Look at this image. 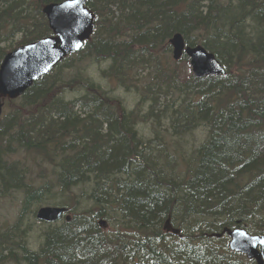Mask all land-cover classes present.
Here are the masks:
<instances>
[{
  "label": "trees",
  "instance_id": "1",
  "mask_svg": "<svg viewBox=\"0 0 264 264\" xmlns=\"http://www.w3.org/2000/svg\"><path fill=\"white\" fill-rule=\"evenodd\" d=\"M61 1L0 0V63L52 35L42 7ZM86 6L95 30L80 52L20 98L3 101L0 194L19 190L24 199L16 223L0 226V264H254L231 252L227 238L209 236L223 228L264 235V0H86ZM177 33L186 46L213 53L225 74L180 75L177 63L190 60L184 54L169 60L168 41ZM84 62H106L101 76L134 91V108L71 72ZM67 91L79 96L66 100ZM151 118L166 126L156 135L204 131L183 177L173 175L178 155L168 144L138 133ZM28 160L45 179L51 175L43 185L28 181ZM49 187L83 188L82 197L89 187L94 206L83 213L67 208L69 221L49 226L32 251L18 230ZM113 208L121 228L107 231L99 222ZM167 219L180 235L164 230Z\"/></svg>",
  "mask_w": 264,
  "mask_h": 264
},
{
  "label": "water",
  "instance_id": "2",
  "mask_svg": "<svg viewBox=\"0 0 264 264\" xmlns=\"http://www.w3.org/2000/svg\"><path fill=\"white\" fill-rule=\"evenodd\" d=\"M48 27L53 36L27 44L8 53L0 65V117L2 100H15L21 97L35 81L50 73L64 58L78 52L83 43L94 31L95 15L85 6V0H66L52 3L42 8ZM172 58L178 61L184 53L190 59L193 75L200 79L209 76H223L224 70L212 53L202 46L186 47L180 34L169 40ZM61 209L41 208L36 214L38 220H59ZM68 219V218H67ZM100 225H104L102 222ZM164 229L174 235L179 230L173 229L170 219ZM229 238V249L245 255L256 264H264V236L249 235L243 229H223L210 237Z\"/></svg>",
  "mask_w": 264,
  "mask_h": 264
},
{
  "label": "rangeland",
  "instance_id": "3",
  "mask_svg": "<svg viewBox=\"0 0 264 264\" xmlns=\"http://www.w3.org/2000/svg\"><path fill=\"white\" fill-rule=\"evenodd\" d=\"M7 44L4 43L2 45ZM169 60H172L171 53L169 54ZM107 67L108 64L106 62H102L99 65L92 62H84L78 69L73 68V71L71 72L77 74V77L83 76L90 78L94 83L99 84L107 92V94L121 101L128 111L132 110L138 101V96L134 91L127 92L126 90L119 88L115 83H110L108 80L104 79L100 72L101 70H105ZM176 68L183 77L192 74L190 64L187 65L186 63H177ZM78 96V93L70 91H67L64 94V98L66 100H72ZM146 109L147 108L143 109V114L145 116L148 114V109ZM161 122L165 123L164 120ZM164 126L165 125H159L155 119L151 118L139 123L137 129L142 139H154L155 141L157 140L159 144L166 143L168 144L167 151L169 154L175 155L176 153L178 155V160L176 159L177 164L175 163L176 165L174 164L173 166V175L175 178H181L186 174L189 168L186 161L188 162V158L190 159L193 155V150L204 140L205 133L201 128H196L192 132L184 134V136L180 139L175 136L170 137L168 133H163V135H156L153 133V131L157 129L162 131ZM174 141L176 142V145ZM18 158L22 159V155L18 156ZM18 158L14 157L13 159ZM27 164L29 166L31 178H28V181H31L33 186H41L45 181L50 179V174H48L45 179L43 173H40V170L36 168L30 160L27 161ZM79 189L80 188L74 187L71 191L62 193L56 187H49V193L34 200L29 209H27L25 215H23L25 217L23 221L21 220L20 229L18 230V233L22 237V242L26 247L32 251H36L38 246L42 243L43 231H46L49 226H55L64 219L63 217L60 221L52 224H45L37 221L35 214L41 207H66L68 209H73L75 213H83L93 208L94 201L90 198L91 194L88 190L89 187H86V193L83 197L80 196V193L83 194V188ZM23 199L24 195L19 190H12L4 195L0 194V226L10 227L16 223L20 214ZM108 211L109 220H100L105 222L106 230L113 231L116 228H121L122 220H120L117 216L115 208H113V210L108 209ZM72 215L73 213L71 212H67V214H65V216L70 217ZM106 221L108 223H106Z\"/></svg>",
  "mask_w": 264,
  "mask_h": 264
},
{
  "label": "bare ground",
  "instance_id": "4",
  "mask_svg": "<svg viewBox=\"0 0 264 264\" xmlns=\"http://www.w3.org/2000/svg\"><path fill=\"white\" fill-rule=\"evenodd\" d=\"M61 2H62V1H61ZM55 3H59V2H55ZM49 4H52V3H49ZM47 5H48V4H47ZM85 5H86V0H85ZM45 6H46V5H45ZM180 35H181V34H180ZM181 36H182V35H181ZM200 46H201V45H200ZM212 54H213V53H212ZM189 60H190V59H189ZM220 64H221V63H220ZM221 66L223 67L222 64H221ZM223 70H224V67H223ZM224 74H225V70H224ZM41 208L61 209V211H62V212H61L62 214H61L59 220L57 219V220H53V221H52V220H49V221H48V220H44V219H43V220H38V219L36 218L37 221H39V222H41V223H47V224L55 223V222L60 221L63 217H64L67 221H69V219H70V216H65V214H67V212H68V209L65 208V207H48V206H47V207H41ZM41 208H40V209H41ZM38 210H39V209H38ZM38 210H37V212H38ZM37 212H36V214H37ZM67 218H68V219H67ZM101 222H102L103 224H105L104 221H100V222H99V225H100ZM100 226H103V225H100ZM223 229H225V228H223ZM223 229H222V230H223ZM221 232H222V231H221ZM213 234H217V233H213ZM173 235H174V234H173ZM211 235H212V234H211ZM211 235H210V236H211ZM210 236H209V237H210ZM253 236H258V235H253ZM210 238H213V237H210Z\"/></svg>",
  "mask_w": 264,
  "mask_h": 264
}]
</instances>
